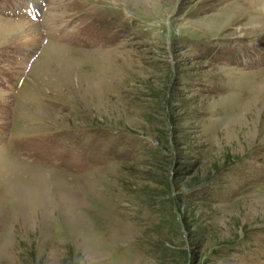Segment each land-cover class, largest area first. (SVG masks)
Returning <instances> with one entry per match:
<instances>
[{"label": "rangeland", "instance_id": "obj_1", "mask_svg": "<svg viewBox=\"0 0 264 264\" xmlns=\"http://www.w3.org/2000/svg\"><path fill=\"white\" fill-rule=\"evenodd\" d=\"M20 3L0 264H264V1Z\"/></svg>", "mask_w": 264, "mask_h": 264}, {"label": "bare ground", "instance_id": "obj_2", "mask_svg": "<svg viewBox=\"0 0 264 264\" xmlns=\"http://www.w3.org/2000/svg\"><path fill=\"white\" fill-rule=\"evenodd\" d=\"M264 1V0H263ZM253 10V9H252ZM250 14V13H249ZM255 14V13H254ZM25 22H27V21H25ZM25 22H22V21H15L14 23H19V24H25ZM61 61V60H60Z\"/></svg>", "mask_w": 264, "mask_h": 264}]
</instances>
